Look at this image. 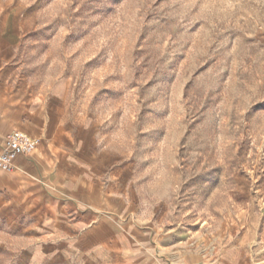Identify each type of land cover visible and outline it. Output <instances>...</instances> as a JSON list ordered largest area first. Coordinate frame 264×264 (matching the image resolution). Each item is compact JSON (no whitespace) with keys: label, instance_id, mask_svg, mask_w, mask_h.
<instances>
[{"label":"rangeland","instance_id":"obj_1","mask_svg":"<svg viewBox=\"0 0 264 264\" xmlns=\"http://www.w3.org/2000/svg\"><path fill=\"white\" fill-rule=\"evenodd\" d=\"M0 3L18 79L67 84L118 214L40 228L0 189V264H264V0Z\"/></svg>","mask_w":264,"mask_h":264},{"label":"crops","instance_id":"obj_2","mask_svg":"<svg viewBox=\"0 0 264 264\" xmlns=\"http://www.w3.org/2000/svg\"><path fill=\"white\" fill-rule=\"evenodd\" d=\"M20 20L0 3V148L7 134L22 130L36 149L19 156L13 170L1 171L0 189L35 215L40 228H117L118 214L106 203L112 195L100 193L107 157L86 138L82 142L80 132L71 136L67 84L38 91L18 79Z\"/></svg>","mask_w":264,"mask_h":264},{"label":"built area","instance_id":"obj_3","mask_svg":"<svg viewBox=\"0 0 264 264\" xmlns=\"http://www.w3.org/2000/svg\"><path fill=\"white\" fill-rule=\"evenodd\" d=\"M36 149V141L22 130H14L7 134L0 148V169L11 171L19 156H29Z\"/></svg>","mask_w":264,"mask_h":264},{"label":"bare ground","instance_id":"obj_4","mask_svg":"<svg viewBox=\"0 0 264 264\" xmlns=\"http://www.w3.org/2000/svg\"><path fill=\"white\" fill-rule=\"evenodd\" d=\"M0 171H2V172H8V171H5V170H1V169H0Z\"/></svg>","mask_w":264,"mask_h":264}]
</instances>
